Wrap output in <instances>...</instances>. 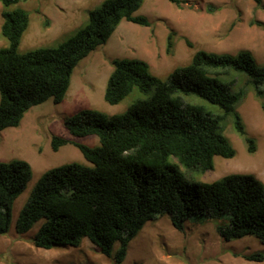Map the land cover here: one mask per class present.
<instances>
[{"label":"trees","instance_id":"trees-1","mask_svg":"<svg viewBox=\"0 0 264 264\" xmlns=\"http://www.w3.org/2000/svg\"><path fill=\"white\" fill-rule=\"evenodd\" d=\"M0 1L1 35L8 42L0 48V132L18 128L33 107L64 102L76 67L106 45L123 21L150 27L146 17L136 16L145 0H105L89 12L88 24L60 46L20 53L30 14L18 7L24 0ZM254 2L264 10V0ZM218 10L207 6L210 14ZM250 24L264 28L255 19ZM174 35L168 37L169 55ZM112 64L105 102L119 105L135 91L146 98L123 114L85 109L65 120L71 136H97L100 144L92 148L54 136L52 150L73 145L91 166L70 163L45 172L19 214L17 235L42 222L31 239L36 248H79L87 239L113 264H124L131 242L145 225L169 214L180 232L191 218L206 217L218 221L216 231L224 242L251 236L264 246V183L240 174L211 183L196 178L214 170L216 157L235 158L237 151L224 134L229 118L245 138L248 153H256V141L248 137L238 108L253 91L264 113V65L248 50L235 55L198 51L188 65L161 80L141 60ZM190 96L223 114L214 117L203 106L186 103ZM32 178L28 162H0V237L10 233L14 204ZM235 256L264 262L263 253Z\"/></svg>","mask_w":264,"mask_h":264},{"label":"rangeland","instance_id":"rangeland-1","mask_svg":"<svg viewBox=\"0 0 264 264\" xmlns=\"http://www.w3.org/2000/svg\"><path fill=\"white\" fill-rule=\"evenodd\" d=\"M104 1H22L18 7L29 12L30 25L22 39L20 53L60 46L88 24L89 12ZM209 5L220 10L210 14L207 12ZM2 11L0 1V48H5L8 42L1 35ZM238 12L240 21L234 26ZM136 16L146 17L150 27L123 21L106 45L76 67L64 102L48 101L33 107L18 128L0 132V162L24 160L33 169L32 180L14 204L10 233L0 237V254L6 258L0 264H113L87 239L79 248H36L31 239L42 222L26 235L20 237L16 233L19 214L45 172L70 163L91 166L73 145L64 146L58 152L52 150L54 136L92 148L100 144L97 136H71L64 127L65 120L85 109L108 116L123 114L133 103L146 98L135 91L119 105L111 106L105 102L107 82L114 70L113 61H144L149 64L152 74L161 80H166L177 68L188 65L198 51L235 55L248 50L260 65H264V28L250 24L253 19L264 23V10H258L254 0H182L180 6L169 0H145ZM171 32L175 33L174 48L169 55L167 46ZM185 102L203 106L214 117L223 114L220 108L195 96L185 97ZM238 111L248 137L256 141V153H248L245 138L236 133L229 118L224 134L237 151L235 158L216 157L214 170L198 174L197 181L211 183L231 174H240L252 175L264 183V113L253 91L248 92ZM217 223L206 217H193L180 232L173 227L171 216L163 214L148 222L131 242L124 264H264L235 256L264 254V246L256 238L249 236L224 242L216 231ZM117 249L118 245L114 252Z\"/></svg>","mask_w":264,"mask_h":264}]
</instances>
